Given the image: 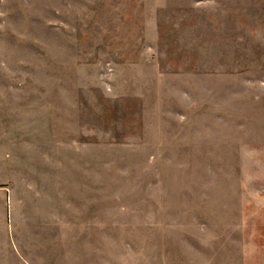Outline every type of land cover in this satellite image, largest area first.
<instances>
[{
  "label": "rangeland",
  "instance_id": "1",
  "mask_svg": "<svg viewBox=\"0 0 264 264\" xmlns=\"http://www.w3.org/2000/svg\"><path fill=\"white\" fill-rule=\"evenodd\" d=\"M0 264H264V0H0Z\"/></svg>",
  "mask_w": 264,
  "mask_h": 264
}]
</instances>
